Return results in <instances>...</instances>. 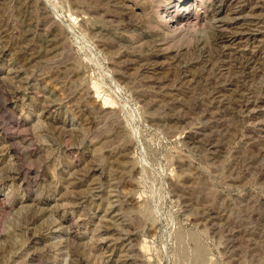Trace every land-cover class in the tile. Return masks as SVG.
<instances>
[{
	"label": "rangeland",
	"instance_id": "obj_1",
	"mask_svg": "<svg viewBox=\"0 0 264 264\" xmlns=\"http://www.w3.org/2000/svg\"><path fill=\"white\" fill-rule=\"evenodd\" d=\"M0 264H264V0H0Z\"/></svg>",
	"mask_w": 264,
	"mask_h": 264
},
{
	"label": "bare ground",
	"instance_id": "obj_2",
	"mask_svg": "<svg viewBox=\"0 0 264 264\" xmlns=\"http://www.w3.org/2000/svg\"><path fill=\"white\" fill-rule=\"evenodd\" d=\"M185 10H186V13H187V11L189 10V6H187V7L185 8ZM185 10H184V11H185ZM196 14H197V13H196ZM190 16H191V14H190ZM190 16H189L188 14H184V16H183V14H182V15H179L178 18H176V19H174V20H170V21L175 22V21H177V19L179 20V19H182V18H185V20L188 21V20H189L188 18H189ZM172 17H173V16H172ZM195 17H196V15H195ZM172 19H173V18H172ZM166 21H167V20H166ZM168 21H169V20H168ZM186 21H185V22H186ZM181 22H182V21H181ZM168 24H169V23H168ZM181 24H182V23H181ZM223 33H224V32H223ZM229 34H230V33H229ZM224 35H225V33H224V34H220L219 37H217L219 42H220V41L222 42L223 39H225L226 35H225V36H224ZM227 35H228V33H227ZM226 39H227V38H226ZM246 62H247V61H246ZM247 64H248V63H247ZM247 64H246V65H247ZM245 67H246V66H245ZM243 68H244V67H243ZM241 69H242V68H241ZM94 82H95V81H94Z\"/></svg>",
	"mask_w": 264,
	"mask_h": 264
}]
</instances>
